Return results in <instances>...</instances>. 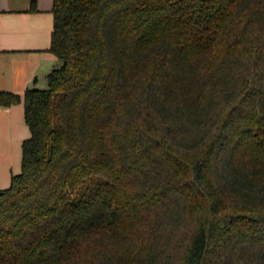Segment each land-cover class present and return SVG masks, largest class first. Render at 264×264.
Masks as SVG:
<instances>
[{"label":"trees","instance_id":"1","mask_svg":"<svg viewBox=\"0 0 264 264\" xmlns=\"http://www.w3.org/2000/svg\"><path fill=\"white\" fill-rule=\"evenodd\" d=\"M52 13L47 87L0 90L31 131L0 264H264V0Z\"/></svg>","mask_w":264,"mask_h":264},{"label":"crops","instance_id":"2","mask_svg":"<svg viewBox=\"0 0 264 264\" xmlns=\"http://www.w3.org/2000/svg\"><path fill=\"white\" fill-rule=\"evenodd\" d=\"M31 1L0 0V90L24 94L59 63L49 50L54 0H37V11L30 10ZM25 123L23 102L0 107L1 188L9 187L12 176L21 172L22 144L31 135ZM19 160L14 173L8 166Z\"/></svg>","mask_w":264,"mask_h":264},{"label":"rangeland","instance_id":"3","mask_svg":"<svg viewBox=\"0 0 264 264\" xmlns=\"http://www.w3.org/2000/svg\"><path fill=\"white\" fill-rule=\"evenodd\" d=\"M47 85H48V82H47V77H46V76L40 78V80L37 82V86H38V87H47ZM25 124H26V123H25ZM16 148H17V147H15V149H16ZM14 160H16V159H14ZM19 166H21V160H19L18 162L16 161L14 164H12V165H10V166H8V167H9V169L12 168V170H13L14 173H15L16 169H19V168H18ZM9 169H8V171H9ZM10 171H11V170H10Z\"/></svg>","mask_w":264,"mask_h":264}]
</instances>
